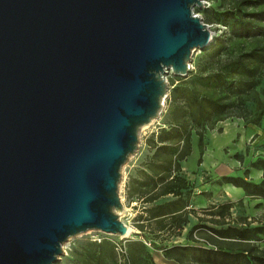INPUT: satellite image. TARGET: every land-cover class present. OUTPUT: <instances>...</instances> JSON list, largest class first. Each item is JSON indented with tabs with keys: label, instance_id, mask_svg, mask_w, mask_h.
<instances>
[{
	"label": "water",
	"instance_id": "obj_1",
	"mask_svg": "<svg viewBox=\"0 0 264 264\" xmlns=\"http://www.w3.org/2000/svg\"><path fill=\"white\" fill-rule=\"evenodd\" d=\"M204 0H0V264L126 236L122 167L214 31Z\"/></svg>",
	"mask_w": 264,
	"mask_h": 264
},
{
	"label": "trees",
	"instance_id": "obj_2",
	"mask_svg": "<svg viewBox=\"0 0 264 264\" xmlns=\"http://www.w3.org/2000/svg\"><path fill=\"white\" fill-rule=\"evenodd\" d=\"M213 1L219 5L207 14V19L222 23L228 30L216 35L210 46L203 49L195 72L187 78L178 76L172 81L170 106L164 123L149 136V151L143 162L144 168L140 170L142 178L135 179L133 184L137 198L147 204L140 215L141 234L146 232L147 226L155 224L153 233L179 235L190 222V215L197 216L198 222L187 232L186 244L170 247L159 246L144 234L142 241L125 245V254L118 251V242L95 241L84 253L82 264H86L85 260L100 264L106 249L115 264H157L151 250H162L165 258L179 264H184V259L192 253L201 254L213 263L222 258L229 264H264V252L255 253V244H252L253 240L260 239L258 235L264 232V224L251 226L226 222L224 219L226 215L230 216L234 202L214 205L212 207L218 210L208 213L209 220L217 225L227 223L226 227L208 228L207 235L213 242L189 243L200 241L195 232L204 220L194 207H189L195 183L184 171V163L193 154L194 136L197 137V164L200 165L206 151V135L217 130L220 122L240 117L246 123L261 126L264 115L261 102L264 90H260L264 76V0ZM249 103L256 105L255 111L249 108ZM235 157L241 161L240 154L236 153ZM253 163L263 170L259 182L248 178L245 171L244 175H223L220 183L241 188L249 198H264V159ZM164 197L168 198L162 200ZM229 239L250 246H235L227 242Z\"/></svg>",
	"mask_w": 264,
	"mask_h": 264
},
{
	"label": "rangeland",
	"instance_id": "obj_3",
	"mask_svg": "<svg viewBox=\"0 0 264 264\" xmlns=\"http://www.w3.org/2000/svg\"><path fill=\"white\" fill-rule=\"evenodd\" d=\"M219 2L213 0H204L202 7L195 6L194 12L203 17V20L209 25V28L214 31V38L216 35L223 32H227V28L222 23L211 22L207 19V14L212 10H216ZM218 28H221L217 31ZM203 50L195 48L191 54V60L189 61L190 68L188 75L196 71V64ZM169 85L168 96L163 101V106L160 114L157 118L153 119L149 124L143 125L138 134V147L133 154H131L128 160L122 167V178L119 184V195L123 203V210L120 213L121 219L127 223L130 227L129 234L126 236L109 234L101 230H88L77 235L71 236L62 245V253L58 255V261L55 264H82L84 253L92 248V244L95 241H101L106 239L112 244L118 242L119 252L123 244L142 241L141 235L149 237L150 241H154L159 246L170 247L177 244H186L187 232L198 222V218L195 215L191 216L190 223L186 225L187 228H183L180 231V235H176L173 232H165L163 236L161 233H153L155 224L147 226L146 233H140L139 224L142 222L141 214H143V207L147 206L146 203L140 201L137 198L138 193L134 190V180H140L142 178L140 170L144 168L143 162L146 154L148 153V138L152 132L158 130L164 123L165 115L168 112L170 103L169 95L172 89L171 83L178 75H175L172 70L166 73ZM260 90H264V76L260 85ZM261 102L264 106V94H261ZM249 108L253 111L256 110V105L249 103ZM218 129L208 132L206 135V151L203 156V162L198 165V150L194 152L188 160L184 163L185 175L195 183L194 188V208L197 211V215L204 218L200 222V227L196 230L197 237L200 241H189V243L200 244L205 240L213 242V240L207 235L209 233V227L218 226L226 227L227 223L216 224L209 220L210 214L214 205H219L224 202H234V206L231 208L230 216L226 215V219L217 217V219H224L226 222L229 220L233 224H244L251 226H261L264 224V198H249L245 195L244 191L238 188H234L230 184L220 183L222 174L228 173L232 167L235 169L233 175H244L245 171L248 172V178L259 182L262 178L263 170L259 166L253 165V162H257L259 159H264V115L261 121V126H257L253 123H246L243 118L233 117L225 121L220 122ZM193 144L197 146V137L194 136ZM241 155V161L235 157V154ZM222 164L226 165L225 171H219L218 167ZM205 178L209 180L208 184H205ZM203 181V182H202ZM202 183L203 186H202ZM205 188V189H202ZM199 189L203 190L202 193H198ZM168 197H164L162 200H166ZM147 224V221H144ZM260 239L253 240L252 244H255V253L264 252V232L258 235ZM221 238V237H220ZM127 239V241H125ZM224 239V238H222ZM228 239V238H227ZM233 243L235 246H250L248 243L229 239L227 241ZM108 246V245H107ZM129 246V245H128ZM150 247V246H149ZM107 248V247H106ZM117 251V250H116ZM104 260L100 264H115L110 258L108 249L104 250ZM156 256L158 251H155ZM218 263L207 261L201 254H190L184 259V264H229L219 258ZM86 264H94L93 261L85 260ZM132 264H136L132 262ZM179 264V263H177Z\"/></svg>",
	"mask_w": 264,
	"mask_h": 264
},
{
	"label": "crops",
	"instance_id": "obj_4",
	"mask_svg": "<svg viewBox=\"0 0 264 264\" xmlns=\"http://www.w3.org/2000/svg\"><path fill=\"white\" fill-rule=\"evenodd\" d=\"M196 146L194 145V150H193V153L194 152H196ZM204 156V155H203ZM227 168L228 169H230L229 170V172L228 173H225V174H222V176L223 175H233V173H235V169H232V167L230 166V167H228L227 166ZM218 169H219V171H225V172H227V170H226V165H224V164H222V166L220 165L219 167H218ZM235 175V174H234ZM189 180H190V178L189 177H187ZM194 179H192V181H193ZM206 180H208V179H205V184H208L209 183V180L208 181H206ZM203 182V181H202ZM203 184L204 183H202V186H203ZM231 185V184H230ZM234 188H238V189H240L241 191H243L241 188H239V187H236V186H234V185H232ZM202 189H205V188H202ZM202 191L203 190H201V189H199V192L198 193H202ZM193 198H194V195L192 196V199H191V205L189 206V207H195L194 206V200H193ZM144 208V207H143ZM191 216L192 215H190V219H191ZM146 221V220H145ZM190 223V222H189ZM188 223V224H189ZM187 224V225H188ZM185 228H187L188 229V227L185 225L184 226ZM140 233H141V230L139 229L138 230ZM144 233H146V232H144ZM157 233H160V232H157ZM162 234V236H163V233H161ZM180 235V234H179ZM178 235V236H179ZM141 237H142V239H144L145 237L143 236V235H141ZM152 251V253H153V256H154V259H155V261H156V263L157 264H177L173 259H167V258H165L164 257V253H163V251L162 250H151ZM155 251H158V255L156 256V254H155Z\"/></svg>",
	"mask_w": 264,
	"mask_h": 264
},
{
	"label": "built area",
	"instance_id": "obj_5",
	"mask_svg": "<svg viewBox=\"0 0 264 264\" xmlns=\"http://www.w3.org/2000/svg\"><path fill=\"white\" fill-rule=\"evenodd\" d=\"M125 241H127V239H125ZM125 245H126V243H124V244H123V247L120 248V251H121L122 253H124V254L126 253V246H125ZM118 249H119V248H118Z\"/></svg>",
	"mask_w": 264,
	"mask_h": 264
},
{
	"label": "bare ground",
	"instance_id": "obj_6",
	"mask_svg": "<svg viewBox=\"0 0 264 264\" xmlns=\"http://www.w3.org/2000/svg\"><path fill=\"white\" fill-rule=\"evenodd\" d=\"M189 66H190V64H189ZM166 70H167V72L169 71V69H166ZM163 101H164V99H163ZM129 231H130V227H129ZM129 231H128V232H129ZM62 245H63V244H62Z\"/></svg>",
	"mask_w": 264,
	"mask_h": 264
}]
</instances>
